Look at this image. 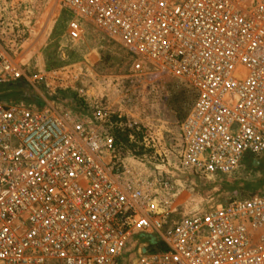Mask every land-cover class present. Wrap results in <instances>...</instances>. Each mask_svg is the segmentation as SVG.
I'll return each mask as SVG.
<instances>
[{
	"label": "built area",
	"instance_id": "built-area-1",
	"mask_svg": "<svg viewBox=\"0 0 264 264\" xmlns=\"http://www.w3.org/2000/svg\"><path fill=\"white\" fill-rule=\"evenodd\" d=\"M49 2L72 14V39L91 24L130 54L131 71L103 77L89 105L94 86L76 88L78 68L31 81L0 37V84L42 80L85 104L0 102V264H264V192L175 219L179 185L129 162L112 134L115 118L138 128L128 93L171 77L196 92L179 127L181 170L230 176L264 155V0Z\"/></svg>",
	"mask_w": 264,
	"mask_h": 264
},
{
	"label": "rangeland",
	"instance_id": "rangeland-1",
	"mask_svg": "<svg viewBox=\"0 0 264 264\" xmlns=\"http://www.w3.org/2000/svg\"><path fill=\"white\" fill-rule=\"evenodd\" d=\"M58 12L59 6L49 0H0V37L10 48L14 46V51L26 64V76L31 81L49 72L78 68L82 75L76 88L84 89L91 86V82L95 96L89 99V105H94L101 98L100 82L103 77L130 74L132 57L91 24L83 25L80 40L72 39L69 35L72 14L68 10ZM23 79L39 98L23 101L17 95H12L11 89L4 88L0 90V102L54 106L72 113L85 108L74 90L52 93L42 80L35 84V87L39 86V90H35L28 79ZM137 91V96L128 93L133 100L124 104L123 110L135 116L139 122L138 128L130 130L120 127L116 124L119 120L115 118L112 134L121 155L129 162L152 173L158 169L165 170V174L179 185L175 219L194 208L202 211L233 199L264 192V155L248 158L230 176L201 178L179 168V127L196 101V92L188 83L165 77L159 85ZM146 136L153 137L154 141L146 143ZM129 255L127 263L135 259L136 253L131 249Z\"/></svg>",
	"mask_w": 264,
	"mask_h": 264
},
{
	"label": "trees",
	"instance_id": "trees-1",
	"mask_svg": "<svg viewBox=\"0 0 264 264\" xmlns=\"http://www.w3.org/2000/svg\"><path fill=\"white\" fill-rule=\"evenodd\" d=\"M4 88L11 89L12 95H17L23 101H30L31 98L37 99L39 96L35 94L33 89H31L23 78L16 80L14 82H9L5 84H0V90ZM35 94V96H34Z\"/></svg>",
	"mask_w": 264,
	"mask_h": 264
},
{
	"label": "bare ground",
	"instance_id": "bare-ground-1",
	"mask_svg": "<svg viewBox=\"0 0 264 264\" xmlns=\"http://www.w3.org/2000/svg\"><path fill=\"white\" fill-rule=\"evenodd\" d=\"M56 3V2H55ZM57 4V3H56ZM58 5V4H57ZM58 14H60V7H59V12H58ZM59 16V15H58ZM20 59V58H19ZM21 60V59H20ZM22 61V60H21ZM23 62V61H22Z\"/></svg>",
	"mask_w": 264,
	"mask_h": 264
}]
</instances>
